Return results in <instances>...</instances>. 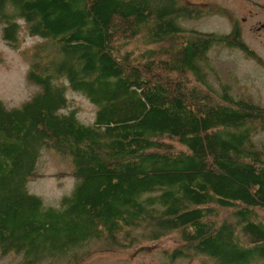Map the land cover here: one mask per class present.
<instances>
[{
    "label": "trees",
    "instance_id": "1",
    "mask_svg": "<svg viewBox=\"0 0 264 264\" xmlns=\"http://www.w3.org/2000/svg\"><path fill=\"white\" fill-rule=\"evenodd\" d=\"M188 15L180 0H0L8 45L22 26L41 38L27 68L38 88L20 105L0 99V256L71 264L139 229L172 231V259L264 264V145L253 141L264 105L207 83L212 45L245 46L237 29L183 25ZM67 89L97 105L92 123ZM43 146L70 154L79 178L56 205L27 188Z\"/></svg>",
    "mask_w": 264,
    "mask_h": 264
},
{
    "label": "rangeland",
    "instance_id": "2",
    "mask_svg": "<svg viewBox=\"0 0 264 264\" xmlns=\"http://www.w3.org/2000/svg\"><path fill=\"white\" fill-rule=\"evenodd\" d=\"M181 1L197 3L201 6L205 4V0ZM213 1L237 17L242 24V37L260 60L247 56L240 48L214 44L207 52V66L203 67V70H206V81L212 88L218 90L222 88V84H227L234 94L248 95L264 105V31L255 33L249 29V26L257 20H264V8L260 9L252 5L257 3L262 6L264 0ZM216 10L213 7L212 10L207 9V12H199L195 16H185L181 21L185 26L202 31L229 32L230 16L227 13L210 12ZM255 12L257 14H253ZM242 16L246 18L242 20ZM18 34L21 37L20 43L17 46H10L2 38L0 29V99L8 107L20 105L38 88L27 78V68L33 45L41 38L38 35L27 34L25 26L19 29ZM66 96L70 105L76 106L77 118L82 123H92L97 105L89 101L81 92L72 89H67ZM253 141L264 145V131L254 134ZM34 169L36 174L29 178L27 188L51 205H56L62 195L70 194L79 181V178L73 174L71 155L49 146L40 149ZM132 233L135 235H131V239L122 237L123 244L118 247L103 246L96 241L85 257L71 264L210 263V260L201 254L191 253L183 257L170 258L169 252L178 243L172 231L155 240L142 235L139 229L138 232ZM18 261L19 257L11 253L0 256V264H18Z\"/></svg>",
    "mask_w": 264,
    "mask_h": 264
},
{
    "label": "flooded vegetation",
    "instance_id": "3",
    "mask_svg": "<svg viewBox=\"0 0 264 264\" xmlns=\"http://www.w3.org/2000/svg\"><path fill=\"white\" fill-rule=\"evenodd\" d=\"M181 1V0H180ZM184 2V1H182ZM185 4H188V5H191L192 8H194L196 10L197 13L199 12H207V9L209 10H212L213 7H215L217 10L216 11H210V12H216V13H219V14H224V13H227L231 20H230V28H229V32H233V30H238L239 31V34L241 36V39L239 42H243L244 44V48H242L239 44L238 46H231V47H237V48H240V49H246L247 48L253 52V50L250 48V46L246 43V41L244 40V38L242 37V34H241V29H242V24L239 23L237 17H235L234 15L230 14L229 11L221 8L220 6L217 5V3L213 0H205V4L203 6L197 4V3H193V2H184ZM252 5H255L257 6L258 8L260 9H263L264 8V3L263 5L261 6V4L257 5V3L255 4H252ZM253 14H257L256 12L253 13ZM246 18V16H242V20H244ZM249 29L254 31L255 33H259L261 31H264V20H257L255 23H253L252 25L249 26ZM229 32H226V33H229ZM230 47V46H229Z\"/></svg>",
    "mask_w": 264,
    "mask_h": 264
}]
</instances>
